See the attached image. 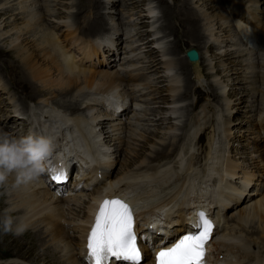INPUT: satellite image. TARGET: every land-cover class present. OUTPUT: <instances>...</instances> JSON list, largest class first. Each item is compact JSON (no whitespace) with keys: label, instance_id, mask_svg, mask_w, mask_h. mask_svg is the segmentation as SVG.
<instances>
[{"label":"bare ground","instance_id":"bare-ground-1","mask_svg":"<svg viewBox=\"0 0 264 264\" xmlns=\"http://www.w3.org/2000/svg\"><path fill=\"white\" fill-rule=\"evenodd\" d=\"M177 1H180V4ZM16 2H18V0H4L3 3H0V6H1L0 9L4 8L3 4L4 6L5 4L6 5L7 4L17 5V9H21L19 8L20 5H18L19 2L17 4ZM25 3L28 4V1L25 0ZM257 3H261L262 5H264V1L260 2L259 0L257 1ZM30 4H35L36 6H38L37 9H34L35 17L32 18L31 20L32 22H29V25L25 29L26 32L22 31L23 32L22 33L18 31V33L15 34V37L12 38L11 40L12 43L17 42V44L13 47V52L17 55V57L21 61V62L19 61L18 64L20 65L21 63V65H23L21 67V70L23 69V72H25L26 70L25 68H27L31 63L39 62L43 60L48 65V69L45 72L37 73L36 74L37 76L35 77V79L44 83L45 86L55 87L58 89V91L61 90L60 92L57 91L58 92L57 94L59 96L65 95L62 98H60V100L55 99V101H52L51 103V105L56 106L63 110V111L60 110L61 112H63V114H61L60 116L58 115L59 113L57 114L55 112L52 113L53 111L51 112L47 111L46 106L50 104V102L49 103L47 102L46 105L44 106L42 103H39L38 104L39 110L37 109L36 111H40L41 115L49 114V117L51 118L55 117L56 119L60 120L62 122L60 126L64 127L65 130L70 129L74 131L76 134H79V133L82 134L85 138L89 137L92 143H98L99 149L104 155V162H102V166L105 171L106 178H105V183L102 186L95 187L88 194L75 193L72 197H69V198H64V197L59 198L55 195L54 191L46 187V185L43 183L41 179V174H39V176L34 180H31L27 183H21L18 185L16 183V172H12L8 174L5 182L3 184H0L1 189H4L5 193H7L6 198H9L8 209H6L7 210L6 212L0 213V218L3 220L5 216L10 217L12 220L11 226L14 227V230L18 225L22 224L25 226V230L20 235H16L15 232H12V233L10 232V233L13 234L12 236L19 241L28 239L29 249L32 251V253L36 252L35 254L36 256L34 255L36 257V258L34 257L35 258L34 260L36 262L42 259L48 264H82L78 260L74 243H76L78 237L81 234H83L85 230L86 222L88 220V217L91 212V208L93 206V203L95 202L99 194L103 191L104 187L112 183L122 184L123 182H126L129 179L151 178L150 175H146L144 173L133 174L132 171H134V169H139L145 163L154 162L155 160L164 159L168 156H172L175 152L178 151V146L181 141V136H177L178 141L173 144L172 143L171 144L164 143L162 145L160 144L161 148L156 147L155 150L150 151L151 155L148 157L141 156L140 153L134 152L136 153L135 154L136 157H134L135 159L132 160V165L130 164L131 165L130 166L128 163H125L123 165L124 167H127V169H128V166L130 167L129 172L124 173V170H120L119 172H114V175H113L111 166L114 163L113 162L114 160H112L110 156L112 157L115 154L111 152L112 147L114 146L117 151L120 148L122 149V147L125 144H128V145H125V147L128 148L130 144L128 140L134 134L131 132H130L131 134H129L126 131L127 128L124 127V125L127 126V123L129 124V121H130V124H132L133 127L134 125H136L135 127L139 128L140 130L149 129L148 131H153L152 129L148 127L145 128L144 125L149 124L153 126L154 125L153 123H155V121L159 122L161 118L160 119L147 118V120H145L146 121L145 123L144 117L146 116V114L144 116L141 113H133V112L127 114V111L131 107L129 106L127 107L123 102H120V98H123V100H125L126 102H128L131 99V102H134V103H137L136 100L139 99V98L135 99L134 95L129 92V88L127 85V79L121 78V76H119V74L115 72L116 70H114V72L118 77L112 76L108 73L92 74V72L90 71L79 70L76 67L67 64L61 58L60 53L56 49V41L58 39L60 41L65 40V38L68 35V32L65 33V31L66 29L70 27L77 28V30L80 32L82 37L86 40L93 41V39L98 38L100 41V46H98L100 49H98V51L99 52L101 51L103 53L107 61V64L101 67V69L104 70L107 67H111V65H113V63L115 62V58L117 56V52H118V57L120 55L119 47H117L119 38H118V34H115V33L122 30L123 25H125L124 19L122 20L121 18V23H119L118 28L115 27L114 24H109L112 27H110V30L106 31V33L108 35H111L113 31V34L115 37H112V38L110 37V38L105 39V36L103 35V31H105L106 28L108 27V22H107L106 16L102 12L103 9H101L100 0H79V3L76 8V12L73 14H70V17H69L70 20L56 22L57 25L52 27V33L48 30H45L42 32L41 36L38 39H34L30 41L27 38H25V36L28 32L34 33L36 31L35 25L37 22V19H36L37 15L38 14L44 15L47 13H51L50 10H47V7H44V5L41 3V0H31ZM173 4L175 5V8L171 5L165 4L162 17L159 18V20H161L160 22H162V20L164 22L163 27L168 32L173 33L174 31L173 25L174 24L176 25L175 22H179V20H177L179 16H183L185 17L186 23H187V27H184V28L185 30L186 29L189 30L190 37H193L191 39L193 41H196L199 45L202 44V47L205 48L206 43L203 41L204 40L203 35L194 32L200 29L199 27L200 24L198 22L201 17L197 13L193 12L192 6H191V0H174ZM85 5H88L87 9ZM262 5H261V8L263 7ZM90 6L92 7V9L89 8ZM108 6L105 9H108V11L112 10V8H110L111 6L110 7ZM124 6L130 9L132 8L138 9L136 12V18H135L137 21L136 26H138L141 32L146 29L148 30V33L145 32L146 36L144 33L142 34V36H141V33L139 34V36L142 37L140 38L139 41L140 42L142 41L141 45L144 46V48L146 49L145 52H146L147 58L149 59V57H151V55L149 54V51H151V53H154L153 48L149 50L146 44L148 43L146 39L149 35H150V41L154 42L153 47L156 50H159L158 55L160 57V49L157 48L158 45H161V41L159 38L160 35L157 32H155L157 27H154V29H149V22H148L149 19H152L153 17L156 18V16L149 15L146 9L142 8V6H141V9H139L140 6H137L138 8L133 6L132 2L131 4L129 3V0L124 2ZM97 8H100V9L97 10ZM93 9H95L96 12ZM53 13L54 12H52L51 14ZM120 13L121 15L122 14L124 15V13L122 12ZM141 13H143V15H141ZM51 14L48 16H51ZM146 14L149 16H147ZM83 17L88 19V22L86 24H85V20L82 19ZM258 18L263 19V16L258 17ZM221 19H224V18H221ZM157 20L158 19H155L153 21L156 22ZM200 20H202V18ZM142 23H146L148 27L146 29L140 28L139 24H142ZM182 24L181 22H179L180 28H182ZM228 25H229L227 27L229 28L228 33H231V37L225 40L224 43L229 44L230 42H232L234 46H238L239 48L235 49V48H232L234 46H231V51L225 50L224 55L232 56V57H235L238 55V57L242 58V63H244L242 65H244L245 85L247 86V89L249 90V92H254V89L257 86V84L259 83L261 85L264 84V79H263L264 72H260V69H262L261 71H264V68H263L264 63H262V61L261 62L259 61L260 60L259 54H257L256 52L252 53L253 51H255V49L246 50L245 48L242 47V44L240 43L239 39L236 37L234 33L233 27L231 26L230 23ZM159 27H162V23H160ZM56 28L58 29L55 30L56 31L55 33L54 29ZM124 31H125V35L129 34L127 29H124ZM152 32H153V37L151 38ZM123 41H124L123 44H126L128 42L126 39ZM179 41L177 40L175 44L173 43L169 44V46L167 47V52L170 53L171 55L176 56L177 53L175 49L178 46ZM114 45L116 47L113 49L112 46ZM208 46H209L208 50L216 47L214 43L209 44ZM219 50L222 52L221 49ZM263 52L264 51H262L261 53ZM129 54H132V55L136 54V51L135 50L132 51V49H130V46H128L126 49L123 48L122 55H124L123 56L124 59L122 60H125L126 58H128L130 56ZM216 57H218L219 59L222 58V56L220 57L216 56ZM148 59L145 62V66L143 65V67L140 70L142 72L148 73V76L151 77L152 73L150 71H147V69L151 68L152 70L157 67L159 68V66L162 67L163 60L162 58H160L162 61L160 59H156L155 62H152L150 60L148 61ZM117 62L115 63V65L117 64ZM186 64L189 70L190 67H189L188 61L185 58L175 61L174 64L172 65H174L178 71H181L182 72L181 74H184L186 70L184 68V65L186 66ZM205 66L207 68L208 65L204 64V67ZM181 68H183L184 70L182 71ZM160 70L162 71V68H160ZM208 70L207 72L206 71L205 72L207 73V75H210V72H208ZM175 74H178L177 71L172 73L171 76H174ZM260 74H263V76L261 77ZM160 76L159 75L155 76V80L156 81L159 80V82L162 81L161 80L162 78H159ZM190 77L191 75H190V70H189V76L186 79L187 85L185 87L184 93L185 92L190 93L191 90H193ZM209 77H207V80H209ZM24 78L26 79L25 75H24ZM167 80H168V77H167ZM211 85L213 87L215 85L213 83L212 84L210 83L211 93H212L211 96L213 97L215 93L217 94V92L214 91L215 93H213L212 90H214V88H212ZM219 86L222 87L219 83L216 86L217 91L219 89ZM32 88H34V85L32 86ZM78 88H80V90ZM119 89H122V90L118 92ZM77 90H78V93L76 95H72L74 94V92H77ZM223 90H225V88ZM52 93H55V92L52 91ZM184 93L179 96L184 97L183 96ZM69 95L70 97L69 99H67ZM254 95L256 94H253V96ZM253 96L251 98V104H252L251 107L253 109V112H252L253 114L250 116L251 117L250 120H248V123H251V124L248 126L247 131H254L255 133L252 137L253 140L251 139L252 140L251 142L248 141V144L250 142V146L252 150L254 151V154L256 153V155L251 156V157L249 156L250 158H254V160L250 159L247 167L241 166L237 161H233L232 158L229 160L230 163L228 164V166L233 168L231 174H229V177L233 179V182L236 185L237 189L233 190L234 192H227L224 195L227 198V200L222 204V207L225 208V207H229L230 205H237L239 202H241V204L240 206L234 209V211L235 210L237 211L238 209L239 211L237 212L238 214L233 217L232 221L226 220L228 223L227 225L229 227L227 239L221 242L220 246L222 248L221 249L222 252L225 251V252H230L232 254L233 253L240 254V256L245 262L248 263L252 261V264H260L262 262L263 254L261 255L259 252H257L256 254L255 253L250 254V253L244 252L243 246L242 244H240L243 242H247L251 239H254L256 237V240L260 241L258 243L260 246L259 248L264 249V192L260 191L258 194L255 193L258 197L250 196L249 198H248L249 194L246 193V189L251 185L254 187V190H257V191L261 190V187H258L256 186V184H254V181H253L254 173H256L258 177H261L260 184H264V160L262 157L263 152H264L263 142L261 138L257 135V132H255L256 131L255 122H252L253 120L252 118L255 117L256 114L258 115L264 111V106L262 104L261 106L259 105L255 106V104L253 103L256 101L253 99ZM47 97L48 96H43L42 98L41 97H38V98H40L39 100L42 99L43 101H45V100H48ZM50 98L51 97H49V99ZM13 99L16 100L15 97ZM84 100L90 101V103H93V104L96 103V105L94 106H98L97 103H99L101 105V106H98V109H97L99 112L103 111L101 110L102 108L106 109V106H109V107L117 106L118 109H120V112L116 116L114 115L115 114L114 111H109L111 114L113 113V115H110V113H104V112H103L104 115H101L102 113L100 114L99 112H97L94 106L93 107L89 105L84 106V103H85ZM16 102L17 100L14 101V103ZM82 105L84 106L83 108L84 110L81 109ZM139 106H144V105L139 104ZM160 106L161 105H159L157 109H159ZM228 106L229 105L226 104L225 102L222 108L224 110H227ZM198 110L199 109H196L195 111L194 109H192V112L195 111L194 113L197 115ZM155 112H156L155 110H150L148 111L147 115L157 116L155 115ZM200 113H203L204 120H203L202 126L204 127L205 120L208 117L207 113L209 114V112L207 111V109H201ZM121 114L122 116L124 115L125 118L126 116L128 117V115L135 114V116L143 117V119L135 120V121H132L131 123V120H128L127 118L128 122H123L121 119L119 120V117L117 118V116H120ZM187 115H188L187 120L189 121L190 119L189 117H191L192 115L190 112ZM100 117H104V119L103 118L100 119ZM198 117H200V115ZM212 118H215V117H212ZM8 119L11 120L12 117L9 116ZM172 119L173 118L170 117V120ZM187 120L184 122V126L182 127V129L187 126V123H188ZM120 121H121V127L119 126ZM107 122H108L109 128H111L110 132L105 131L104 126L102 127V125L106 124ZM226 122L228 123V121L227 120L225 121L224 123L225 126H227ZM207 126H211V128H209L210 130L214 128L215 133H216L215 137L210 134L209 139H208L209 142L207 146L210 147L213 141V138H215V147H216L217 154L221 152L222 150L221 146L224 143H225L224 147L225 149H227L226 141L229 139L228 138L229 136H227V133L230 132L229 129L228 130L226 129L227 131L225 130L223 132L224 138H222L221 136H219L217 132V128H219V125H212L210 123V124H207ZM2 130L3 128H0V145H3L5 143H8L10 145L12 142L8 141V137L4 133L1 132ZM133 131L135 132V130ZM244 131L246 130L244 129ZM5 133L8 134L7 132ZM228 134L230 135V133ZM172 139H174V137H172ZM229 140H233V144H234L235 142L234 139L230 138ZM149 143H150V140H146L145 144H143V147L148 146ZM152 149H154V146L152 147ZM179 151H182V149H180ZM226 154L229 156V152H227V150H225V152L222 154V158H224ZM232 193H235V194H232ZM1 196H3V194H0V201L2 200ZM84 197L85 198L89 197V201L87 202L86 209L82 215L80 213H76L78 211L76 209V207L78 208V205H76L75 208H71L72 206L70 207L68 206V203L70 201L80 204L79 206H82V205L85 206V203L83 202ZM4 204H5L4 201L2 203L0 202V206H3ZM75 223L77 224L76 226L73 225ZM0 224H2L1 220H0ZM63 224H72V228L67 229L65 226H63ZM70 232H72L73 234L70 235L69 234ZM219 234H220V230L215 231V235H219ZM236 235H239L243 237L244 239L240 238L238 243H234L233 240ZM211 248L212 247H210V250ZM27 255H29V253H27ZM27 255H23V256L19 255V256L22 259H24V258H28ZM219 256H220V253H219ZM219 256L217 257V260L215 263L232 264V262L228 260L227 258H225V256H222V259H219ZM210 259L211 257L209 256V260ZM12 260H13L12 258L6 257L3 264H18L17 259H14L13 261Z\"/></svg>","mask_w":264,"mask_h":264},{"label":"rangeland","instance_id":"rangeland-1","mask_svg":"<svg viewBox=\"0 0 264 264\" xmlns=\"http://www.w3.org/2000/svg\"><path fill=\"white\" fill-rule=\"evenodd\" d=\"M26 1H28V4L25 3V0H18L19 3L21 2L20 4L18 2H16V4L18 3V5H20L19 8H21V9H17V5H12V4H7V5L5 4V6L3 4L4 11H3V9H0V86L2 85L0 87V114L2 113V116H4L5 110L9 109V106L12 103H14V101H16V100H17V102H19V100H20V102L23 103L25 106L27 103L34 102V101L36 103H42L43 106L46 105L47 102L48 103L50 102V104H48L46 106L47 111H50V112L54 111L57 114L58 113L63 114V112H61V111H63L62 109L51 105V103H52V101H55V99L60 100V98H62L65 95L59 96L57 93L60 92L61 90L58 91V89L55 87L45 86L44 83L35 79V77L37 76L36 75L37 73L45 72L48 69V65L43 60H41L39 62H33L27 68H25L26 70H25V72H23V69L21 70V67L23 65H21V63H20V65L18 64L20 59L13 52V47L17 44V42L12 43V41H11L12 38L15 37V34L18 33V31L19 32L25 31L26 27L29 25V22H32L31 21L32 18L35 17L34 9H37V7H38L35 4H30L31 0H26ZM102 1L103 0H100L101 9H103L102 12L106 16V19L108 22V27L106 28L105 31H103V35L105 36V39L110 38V37L111 38L115 37L113 34V31H112L111 35H108L106 33V31H109L110 27H112L109 24H114L115 27L118 28L119 23H121V18H122V20L124 19L125 25H123L122 30L115 33V34H118V38H119V41L117 44V47H119V52H122L123 42H124L123 40L128 38L127 41L129 43L125 44L124 46H130L131 45L133 49H138V52L141 55L140 57L142 58L141 65H143L144 61L145 62L147 61V58H146L147 56L145 54L146 49L144 48V46L140 45L142 43V41L140 43V41L137 38H139V39L142 38L139 36L140 33H141V36L143 33L145 34V32L148 33V30L146 29L148 27V25L146 23L139 24L140 28L146 29L142 32L138 28V26H136L137 21L135 18H136V12L138 9H133V8L130 9V8L125 7L124 2L128 1V0H104L103 1L104 4L102 3ZM222 1L223 0H218V1L217 0H191V6H192L193 12L197 13L202 18V20H200L201 19L200 18L199 22H198L200 24L199 25L200 29L196 30L194 32L203 35V38H204L203 41L206 43V47L203 48L202 44L199 45L196 41H193L191 39L193 37H190L189 30L188 29L185 30L184 27H187L185 17H183V16L178 17L177 20H179V22H181V24L183 23L182 28H180L179 22H175L176 25L175 24L173 25V27H174L173 33L168 32L163 27L164 22H163V20H162V22H160L161 20H159V18L162 17V13L164 11L165 4L171 5L175 8V5L173 4L174 0H129V3L131 4V2H132L133 6H135V7L140 6L139 9H141V6H142V8L146 9V11L149 13V15L156 16V18L149 19L148 22H149V29H154V27H158L155 30V32H157L160 35L159 38L161 41V45H158L159 49H160V57L158 55L159 50H156L152 46V44L154 42L150 41V35H149L146 39V41L148 42L146 44H147V47L149 48V50H151L153 48L154 53H151V51H149V54L151 55V57H149L148 61L150 60L152 62H155L156 59L162 58V60H164V64L162 67L159 66V68L157 67V68L152 69V70H151V68H149V69H147V71H150L152 73L151 79H153V80H154L155 76L161 75L159 78H162L161 79L162 81L159 82V80H157V82L155 84V87L157 88V92L159 91L160 93H158L157 95L155 94L154 100L151 102L153 104H151V103H149V104L140 103V105L145 106V105L151 104V107H158L159 105H161L162 107L160 106L159 109H154L156 111L155 115H157V116L146 114V116L144 117L145 119H147V118L160 119L161 118V120L159 122L155 121V123H153L154 124L153 126H151V125L148 126V128L152 129L153 131H148L149 129L140 130L139 128L133 127L132 124H130V121H129L130 125L128 123H127V126L124 125V127L127 128L126 131L129 134L134 133L135 135L133 134L129 138L128 141L130 144H129L128 148L125 147V145H128V144H125L122 147V149L120 148L117 151H116V148L114 146L112 147L111 152H113L115 154L112 157L110 156V158L112 160H114L113 161L114 163L111 166L113 175H114V172H119L120 170H124V173L129 172L130 167L128 166V169H127V167H124L123 165L125 163L132 165V160L135 159L134 157H136L135 156L136 153H140L141 156L148 157L151 155L150 151L155 150L156 147L161 148L160 144L162 145L164 143H169V142H170L169 144H171V143L173 144V143L177 142L178 141L177 136H181L180 132L182 130V127L184 126V122L188 119L187 114L190 112L192 115L195 112V111L192 112V109H194V106H195V108L199 109L198 112H200L201 109H207V111L209 112V114H208L209 116L206 119V123H204V127L211 128V126H207V124L211 123L213 125H217V124L221 125L222 123H224L225 120L228 121V123L226 122L227 126L224 127L223 130L229 129L230 132H228V133H230V135L227 133V136H229L228 137L229 139L232 138L235 141L234 144H233V140L228 139L226 141L227 152L229 151V154L231 155V158L233 161H237L241 166L247 167L250 159L254 160V158H250L251 156L256 155V153L254 154V151L252 150V148L250 146V142L253 140L252 137L255 133H254V131H247L248 126L251 124V123H248V120H250V118H251L250 116L253 114L252 113L253 109L251 107L252 106L251 98H252L253 94H256L253 96V99L256 101L253 104H255V106H257V105L261 106V104L264 106V100H263L264 99V96H263L264 84L263 85H261L260 83L257 84V86L254 89V92H249V90L247 89V86L245 85L244 65H242L244 63H242V58L238 57V55L235 57L224 55L225 50L231 51V46H234V44L232 42H230L229 44L224 43L225 40H227L228 38L231 37V33H228L229 28H227V27L229 26L228 24L230 22H228L227 16L222 11V8H221ZM257 1H259V0H254V2L258 6L259 17L263 16V19L258 18V20L263 22L264 21V5H262L261 3H257ZM261 1H264V0H260V2ZM3 2H4V0H0V3H3ZM177 2L180 4V1H177ZM41 3L44 5V7H47V10H50L51 13L52 12H54V13L53 14H51V13L44 14L45 16L40 15V14L37 15V17H36L37 22L35 25L36 31L34 33L28 32L25 36V38H27L30 41H32L34 39H38L41 36L42 32L45 30H48L52 33V27L57 25L56 22H58V21L62 22L64 20H70L69 19L70 14H73L76 12V8H77V5L79 3V0H41ZM137 3H138V5H137ZM261 5L263 6L262 8H261ZM85 6L87 9L88 5H85ZM107 6L108 7L111 6L110 8H112V10L108 11V9H105V8H107ZM99 7H100V5H99ZM0 8H1V6H0ZM89 8L92 9L91 6ZM99 9L100 8H97V10H99ZM93 10L96 12L95 9H93ZM150 11H151V13H150ZM120 12L124 13V15L123 14L121 15ZM109 13H111V14H109ZM50 14H51V16H48ZM141 15H143V13H141ZM149 15H147V16H149ZM107 16H109V17H107ZM221 18H224V19H221ZM82 19L85 20V24L88 22L87 18L83 17ZM155 19H158V20L156 22H154L153 20H155ZM146 21H147V19H146ZM160 23H162V27H159ZM201 28H202V30H201ZM124 29H127L129 34L125 35ZM194 30H195V28H194ZM54 31H55V29H54ZM55 33H56V31H55ZM135 33H136V35H134ZM1 34H3V35H1ZM173 34H174V36H173ZM58 35H59V33H58ZM95 35H97V34H95ZM145 36H146V34H145ZM152 37H153V32L151 33V38ZM174 37L176 40L174 39ZM120 38H121V40H120ZM233 39H235V38H233ZM177 40L178 41L180 40L178 42V46L175 49L177 55L176 56L171 55L170 53L167 52V47L169 46V44H172V43L175 44L177 42ZM212 43H214L216 47L208 50V47H209L208 45L212 44ZM226 45H228V46H226ZM115 47H116L115 45L112 46L113 49ZM188 48H195L201 52V54H202L201 57L203 60L202 63L205 65H208L207 68L205 66V71L207 72V70L209 69L208 72H210V75H207V73L205 72L207 77L210 76L209 80H208L209 87H210V83L211 84L213 83L215 85L214 87L212 85L211 86H212V88H214V90H212L213 93L217 92V94H218L217 95L215 93L214 96H216V97H214V96L213 97L211 96L210 98L205 97L202 93H200L197 89H195V87L193 86L194 84H192L193 90H191L190 93H187V92L184 93L185 87L187 85L186 79L189 76L190 68L188 70L187 64H186V66L184 65V68L186 70H185L184 74H181L182 72L178 71L175 68V66L172 64H174V62L178 61L179 59H184L185 50ZM232 48L237 49L239 47L234 46ZM31 49H32V47H31ZM219 49H221L223 53ZM256 50H261V46H258L256 48ZM261 52L262 51H259L256 53L259 54V57H260L259 61L260 62L262 61V63H264V52L263 53H261ZM129 55L131 56L132 54H129ZM216 56H219V57L222 56V58L219 59ZM121 58H122V54H120L118 57V52H117L115 62L113 63V65H111V67H107L104 70L101 69V67H98L94 71H90V72H92V74L108 73L112 76L118 77L115 74L116 71L114 72V70L116 69L115 63L118 61V59L120 61ZM153 58H154V60H153ZM104 59L106 62V58H104ZM144 66H145V64H144ZM160 68H162V71L160 70ZM181 70L183 71L184 69L181 68ZM261 70L262 69H260V72H264ZM173 71L174 72L177 71L178 74H175L172 77L171 74L174 73ZM24 75H25L26 79L24 78ZM260 75H261V77L263 76V74H260ZM167 77H168V80H167ZM263 79H264V77H263ZM219 83L222 87L219 86V89L217 91L216 86ZM33 85H34V88H32ZM159 87L162 89H160ZM224 88H225V90H223ZM78 89L80 90V88H78ZM121 90L122 89H119L118 92H120ZM210 90H211V87H210ZM255 90H256V92H255ZM52 91L55 92L56 94L52 93ZM62 93H64V92H62ZM77 93H78V90H77V92H74V94H72V95H76ZM183 93H184V95H183L184 97L179 96V95H182ZM35 94H36V96H35ZM55 95H57V96H55ZM37 96L41 97V98L43 96H48L47 97L48 100H45V101H43L42 99L39 100L40 98H38ZM14 97L16 100L13 99ZM18 97H20V98L18 99ZM49 97H51V98L49 99ZM69 97H70V95L67 97V99H69ZM25 98H27L28 100H26ZM12 99H13V101H12ZM84 102H85L84 106L89 105V106L93 107L94 105H96V103L93 104V103H90V101L84 100ZM120 102H123L127 107L129 105L131 107V99L128 102H126L125 100H123V98H120ZM129 102H130V104H129ZM136 102H139V99L136 100ZM225 102H226V104L229 105L227 110H224L222 108ZM97 105L101 106L99 103H97ZM84 106L82 105L81 109H83ZM98 106H94L96 108L97 112H99L97 110ZM14 109H16V107L11 109L10 111H12ZM101 110H103V111L99 112L100 114L102 113L101 115H104V113H110L108 110H106L104 108H102ZM54 112H52V113H54ZM94 113H96V112H94ZM110 115H113V113L112 114L110 113ZM133 115H135V114H133ZM133 115H128V116H133ZM142 115L144 116L145 114H142ZM121 116H122V114L120 116H117V118L119 117V120L121 119L123 122H128L127 116H126V118L124 115H123L124 117L123 116L121 117ZM170 117H172L173 119L170 120ZM202 117H203V114L200 115V119H201L200 125H202ZM212 117H215V118H212ZM101 118L104 119V117H100V119ZM252 119H253L252 122H254V117ZM144 122L146 123L145 120H144ZM131 123H132V121H131ZM147 123H148V121H147ZM119 124H120L119 126L121 127V121L119 122ZM142 124H143V122H142ZM155 124H156V126H155ZM107 125H108V122L106 124L102 125V127L104 126V130L110 132L111 128H109V125L108 126ZM0 128H3L4 131L7 129L6 126L4 125V123H2V122H0ZM132 128H133V130H135V132L132 130ZM128 129H130V130H128ZM244 129L246 131H244ZM3 130L1 132L4 133L8 137V141L13 142L11 137L5 133L6 131L4 132ZM199 130H200V128L196 129V131L193 132L192 134L196 135ZM102 131H103V129H102ZM218 132L220 133L221 137L224 138L222 131L219 130ZM210 134L215 137L216 133H215L214 128L208 132L207 142H209L208 139H209ZM195 135L193 136V138L196 137ZM172 137H174V139H172ZM146 140H150V143L148 145L149 147L148 146L143 147V144H145ZM106 141H107V139H106ZM248 141H250L249 144H248ZM139 144H141V145H139ZM150 145H151V147H150ZM153 146H154V149H152ZM221 147H222L221 148L222 150H221V152H219L220 156H222V154L225 152L224 146L222 145ZM134 152H136V153H134ZM183 153H184V151H183ZM256 175L257 174L254 173V175H253L254 180L253 181H254V184H256V186L261 187V190H259V191L254 190V187L251 185V187H249L247 189L248 190L247 194H249L248 195L249 197L250 196H257L255 193L258 194L260 191L261 192L264 191V184H260L261 183V177H258V175L257 176ZM258 189H260V188H258ZM0 194H3V196H1L2 200L0 202L1 203L3 201L5 202V204L3 206H0V213H4L7 211L6 209H8L9 198H6L7 193H5V190L1 189V187H0ZM83 199H84L83 202L85 203V206H83V205L82 206L84 208L82 206H79L80 204L73 202V201H70L68 203V206L69 207L72 206L71 208H75L76 205H78V208L76 207V209L78 210L76 213H80L82 215L86 209V204L89 201V197H86V198L84 197ZM231 211H229L227 213V217H226L227 221H232L233 217L238 214L237 212L239 211V209L237 211L235 210L234 212H231ZM0 220L2 221L1 218H0ZM73 225L76 226L77 224L75 223ZM0 227H1L0 228V252L2 253V254L0 253V264H3L6 257L12 258L13 260L17 259L18 264H48L42 259L40 261H37V262L34 260L36 258L35 257L36 252L32 253V251L29 249L28 239L19 241L12 236L13 234H11V233L15 232L13 226H11L13 231H9L7 233H5L3 230V224H0ZM254 239H256V237ZM74 244H76V243H74ZM74 244H73V246H74ZM27 253H29V255H27ZM19 255H22V256L27 255L28 258L22 259Z\"/></svg>","mask_w":264,"mask_h":264},{"label":"snow or ice","instance_id":"snow-or-ice-1","mask_svg":"<svg viewBox=\"0 0 264 264\" xmlns=\"http://www.w3.org/2000/svg\"><path fill=\"white\" fill-rule=\"evenodd\" d=\"M59 180L60 176L53 177ZM134 220L129 206L119 200L105 201L88 238V256L92 264H104L109 256L124 264H141V253L133 230ZM198 234L186 235L173 247L161 250L157 264H204L205 244L211 223L199 214Z\"/></svg>","mask_w":264,"mask_h":264},{"label":"clouds","instance_id":"clouds-1","mask_svg":"<svg viewBox=\"0 0 264 264\" xmlns=\"http://www.w3.org/2000/svg\"><path fill=\"white\" fill-rule=\"evenodd\" d=\"M50 150V142L46 139L29 137L23 142H12L0 145V184H3L12 172H16V183H27L36 179L41 171L40 162ZM5 233L13 231L10 217L2 220ZM25 230L24 225L15 228V234L20 235Z\"/></svg>","mask_w":264,"mask_h":264}]
</instances>
